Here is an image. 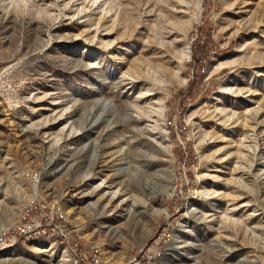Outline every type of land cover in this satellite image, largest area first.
I'll return each mask as SVG.
<instances>
[{
    "label": "rangeland",
    "instance_id": "rangeland-1",
    "mask_svg": "<svg viewBox=\"0 0 264 264\" xmlns=\"http://www.w3.org/2000/svg\"><path fill=\"white\" fill-rule=\"evenodd\" d=\"M35 189L104 264H264V0H0V227Z\"/></svg>",
    "mask_w": 264,
    "mask_h": 264
},
{
    "label": "built area",
    "instance_id": "built-area-1",
    "mask_svg": "<svg viewBox=\"0 0 264 264\" xmlns=\"http://www.w3.org/2000/svg\"><path fill=\"white\" fill-rule=\"evenodd\" d=\"M32 179L37 181L34 176ZM77 232L61 204L35 189L19 207L15 220L0 227V252L15 244L25 245L34 240L53 238L63 246H69L72 252L69 260L71 264H104L95 248L72 243ZM169 238V234L163 229L162 236L143 247L125 264H155L162 255L160 245H167Z\"/></svg>",
    "mask_w": 264,
    "mask_h": 264
}]
</instances>
